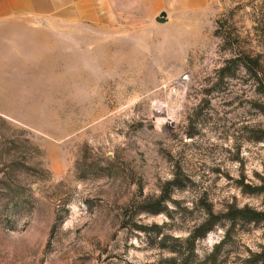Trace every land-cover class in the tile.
Instances as JSON below:
<instances>
[{"label":"rangeland","instance_id":"1","mask_svg":"<svg viewBox=\"0 0 264 264\" xmlns=\"http://www.w3.org/2000/svg\"><path fill=\"white\" fill-rule=\"evenodd\" d=\"M68 8L0 22V264H264V0Z\"/></svg>","mask_w":264,"mask_h":264},{"label":"crops","instance_id":"2","mask_svg":"<svg viewBox=\"0 0 264 264\" xmlns=\"http://www.w3.org/2000/svg\"><path fill=\"white\" fill-rule=\"evenodd\" d=\"M83 0H0V22L31 19L42 23L66 18L69 4Z\"/></svg>","mask_w":264,"mask_h":264},{"label":"trees","instance_id":"3","mask_svg":"<svg viewBox=\"0 0 264 264\" xmlns=\"http://www.w3.org/2000/svg\"><path fill=\"white\" fill-rule=\"evenodd\" d=\"M257 189L264 190L262 186L258 187ZM214 217L212 214H210V217L204 222L203 225H208L206 230L200 235L203 236V234L207 231H209L215 222L219 218L212 219ZM222 217L227 218L228 220L234 222L235 220H249V221H262L264 220V211H258L255 209H251L249 207H242V208H229L226 212L222 214ZM195 236L192 235L191 238H194Z\"/></svg>","mask_w":264,"mask_h":264},{"label":"built area","instance_id":"4","mask_svg":"<svg viewBox=\"0 0 264 264\" xmlns=\"http://www.w3.org/2000/svg\"><path fill=\"white\" fill-rule=\"evenodd\" d=\"M187 81V75L182 76L179 78L174 85H172V89L176 92L179 91L180 88H183L184 83Z\"/></svg>","mask_w":264,"mask_h":264},{"label":"water","instance_id":"5","mask_svg":"<svg viewBox=\"0 0 264 264\" xmlns=\"http://www.w3.org/2000/svg\"><path fill=\"white\" fill-rule=\"evenodd\" d=\"M155 21L162 24L166 21V14L165 12H161L156 18Z\"/></svg>","mask_w":264,"mask_h":264}]
</instances>
